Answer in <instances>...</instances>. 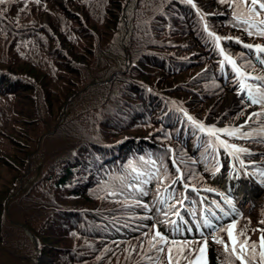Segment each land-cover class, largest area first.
Segmentation results:
<instances>
[{
	"label": "trees",
	"instance_id": "obj_1",
	"mask_svg": "<svg viewBox=\"0 0 264 264\" xmlns=\"http://www.w3.org/2000/svg\"><path fill=\"white\" fill-rule=\"evenodd\" d=\"M212 2L0 4V264H77L91 253L100 254V264L121 259L108 242L131 236L116 231L123 212L102 203L104 190L147 202L129 210L151 214L155 223L177 221L179 231L158 224L176 240L211 238L213 229L197 228L204 220L219 227L244 217L227 207L222 188L199 198L202 183L190 176L197 171L209 181L222 147L185 113L201 124L216 106L206 113L205 103L226 88L250 103L241 79L254 95L264 94V76L252 74L256 67L264 73V53L244 47L264 45L262 28L252 20L249 30L228 5ZM202 6L218 7L208 22ZM223 16V23L213 18ZM209 31L224 32V55L239 73ZM174 77L184 79L167 82ZM249 166L264 172L261 164ZM177 175L184 179L171 184ZM8 209L15 212L11 224Z\"/></svg>",
	"mask_w": 264,
	"mask_h": 264
},
{
	"label": "rangeland",
	"instance_id": "obj_2",
	"mask_svg": "<svg viewBox=\"0 0 264 264\" xmlns=\"http://www.w3.org/2000/svg\"><path fill=\"white\" fill-rule=\"evenodd\" d=\"M59 1L65 3L66 0ZM211 5L212 7L215 6L214 0ZM227 5L233 10L231 4H221V6ZM221 6L218 5V7ZM218 7H215L213 10H210L211 8L207 10L202 6L200 10L202 9L204 13V19L207 21L205 18L206 14L209 13V11L217 12L216 8ZM221 11L227 13V10ZM213 18L220 23H223V19H226L225 16ZM260 20H264V16H257L253 23L259 28L264 29V25L259 23ZM206 21L205 24L208 22ZM44 22H46V20H44ZM253 28L254 26L251 24L250 29ZM222 33L224 34V32ZM232 33L233 32L231 31L227 37H232ZM214 34L217 36L223 35L218 32ZM237 40L240 42L239 39ZM247 41L250 43L251 40ZM217 43L220 50L222 48L225 53L226 50H224L220 41ZM250 44L254 46L253 48H255L256 45L264 47V45L256 44V42ZM252 74L264 76L263 71L258 67L252 71ZM185 76L189 77V74L186 73ZM183 79L184 78L181 77H174L167 79V82L169 83L172 81L170 84L175 85V83L180 84ZM212 107H214L212 111H215L211 112L209 116H207V120H204L201 124L205 127L226 129L240 127L241 133L237 134L239 138H236V136L229 137L223 134H218L220 135L221 140L226 141L228 144L236 145L237 148L246 150L238 153L252 158H250L251 161L248 163L239 162L236 157V154L239 155L238 153L230 155L229 152L232 150L228 149L226 151L220 144L222 147V168L219 172L214 173L210 180L206 181L203 180V176L200 172L196 171V176H193L195 171H192L190 174L191 180L195 183H202L201 186H198V188L201 189L196 190L198 197L202 200H204L205 197L208 199V195H210L211 192H215L216 188H222L229 194H234L235 192L236 197L239 199L240 206L244 211V217L241 220L233 221L236 225L235 228L232 229L233 234L236 235L242 229L244 230L246 236L250 238L248 243H254L257 245V248L255 249V259L251 260V264H260L262 259L260 253L264 252V248L260 247V237L262 233L259 231V229H264V223H262L264 222V175H262L264 172L258 173V170L250 169L249 164L258 163L264 167V107L261 108L256 104L253 105L244 101V99H240L233 90L227 88L217 97H213L208 103H205V109H207L206 113H208ZM253 113H257L258 115H252ZM249 117L251 118L249 119ZM165 142L170 143L167 140H165ZM245 159L247 158L241 156L242 161H245ZM243 167L254 172L257 171V176L253 173H247ZM234 176L237 177L234 178ZM99 199L109 207H115L123 212L122 214H116L117 216H121L120 218H122V220L118 222L115 229L121 235L128 234L131 236L129 238L123 237L118 240L113 239L108 242L114 251L119 252L122 255V260L116 259L112 261V264H170L168 259V247L172 248L171 264H241V260L237 259V254L231 252L232 244L231 241H229L226 231L215 232L209 239L206 237L200 239L188 238L185 240L169 238L170 240L191 242L188 244L180 243L161 245L156 241H153L152 246H150L149 241L152 240L157 228L163 235H165L163 226L155 223V219L151 214L135 211L132 212V210H129L130 208L137 206L139 203L145 206L147 205V202L122 197L109 190L100 192ZM229 199L232 201L231 197ZM6 216L7 223L11 224V218L15 217V212L12 209H8ZM113 216L115 215H112V217ZM129 230L133 232L129 234ZM215 237L224 240L228 244L229 251H225L223 244L216 243ZM239 239H244V237H239ZM205 240L207 241L206 246ZM83 242L86 245L87 240L85 239ZM108 244H106V247ZM82 245L83 244L79 242L75 247L79 248ZM161 246L164 248V251L158 252L156 249ZM201 249H203V251H201ZM86 250L91 251L89 248H85V251ZM242 255L251 256L252 253L246 248ZM89 257L90 258H88L86 262L77 264H90L92 262L100 264V254L95 255L94 253H91ZM42 258L43 257L40 256L38 262L42 260Z\"/></svg>",
	"mask_w": 264,
	"mask_h": 264
},
{
	"label": "snow or ice",
	"instance_id": "obj_3",
	"mask_svg": "<svg viewBox=\"0 0 264 264\" xmlns=\"http://www.w3.org/2000/svg\"><path fill=\"white\" fill-rule=\"evenodd\" d=\"M6 2H12V0H0V4H4ZM36 3H39V0H35ZM182 2H186L191 4L192 0H182ZM219 3L221 4H225V3H229L232 5L233 7V13L234 16L239 19L240 23L245 24L249 29L251 28V21L254 20L257 16H264V0H219ZM193 7H196L195 4H192ZM241 17H243V19H240ZM260 24L264 25V20H260L259 21ZM205 30H207V26H205ZM252 32L249 31V35H251ZM262 37H264V29H261L260 33H259ZM208 35L214 36V39L216 42L221 41L223 38H221L220 36H215L214 33L212 32H208ZM244 47L246 48H253L254 46L251 44H246L244 45ZM255 48L257 49L258 52H262L264 53V47H261L259 45H256ZM221 55H223L224 60L227 61L233 68L234 71H236L237 73H239V68H237L236 65V61L232 60V58L230 56L224 55V51L221 48ZM261 63H264V60L261 61ZM246 79H252V77H245ZM239 87L244 90L247 89V94H248V98L251 104L255 105V104H260L262 107H264V94L262 95H254L253 94V89L251 85H247L244 82V79H241V81L239 82ZM243 92L238 93V95H242ZM185 115L187 116V119L189 121H191L193 124H195L201 132H206L209 136H215L216 140L219 141V143L224 147V149L227 151L228 149H231L232 151L229 152L230 155H233L235 153L241 152V151H246L245 149H240L237 148L236 145L233 144H228L226 141L220 140L219 134H223L229 137H233L236 136V138H239V136L237 134L241 133V128L240 127H236V128H232V129H226V128H215V127H205L203 124H199L197 121H195L193 119V117L189 116L187 113H185ZM252 115H258L257 113H253ZM251 117H249L250 119ZM133 171H135V169H133ZM217 171H219V168H217ZM177 172L179 173V169H177ZM163 175L166 177L168 176V173L165 171L163 173ZM264 175V174H262ZM183 176L182 175H177L176 178L171 179V184H176L178 181L183 180ZM195 190V189H193ZM179 203H182L183 201H178ZM230 203V202H229ZM145 207L147 208L148 206L145 205ZM175 208V204H172L169 206V210L174 209ZM176 216H180L179 212H174L173 213ZM165 215H167V212H165ZM225 216L228 215L227 212L224 213ZM181 219H183L181 217ZM160 223H168L171 225L176 226V230L179 231V226L177 225V221L175 220H165V221H157V224ZM264 223V222H262ZM235 222L233 223H229L227 226L224 225H220L219 227H217L216 225H214L213 223H210L208 220H204L203 225H197V228H201V227H206L209 229H213L214 232H227L229 241H231L232 244V248H231V252L232 253H236L237 254V259L241 260V264H251V260L255 259V249L257 248V245L254 243H248L249 241V237L246 236L244 230L242 229L239 233H237L236 235L233 234L232 229L235 228ZM155 227V225H154ZM189 231H191V229H188ZM259 231L262 233L261 237H260V247L264 248V229H259ZM213 233H210V235H212ZM203 235V233H202ZM239 237H244V239H239ZM158 238V240H157ZM153 241H156L158 244L161 245H169V244H188L191 243L189 241H176V240H170L168 236L163 235L159 229L157 228L154 236L152 237V240L149 241L150 246H152ZM215 242L218 244H223L225 247V251H229L228 248V244L218 238L215 237ZM207 244V241L205 240V246ZM248 249L252 255L251 256H244L242 255V253L245 251V249ZM158 252H163L164 248L158 247L156 249ZM201 251H203V249H201ZM168 259L169 262L171 264V253H172V248L168 247ZM262 259L260 264H264V252L260 253Z\"/></svg>",
	"mask_w": 264,
	"mask_h": 264
}]
</instances>
